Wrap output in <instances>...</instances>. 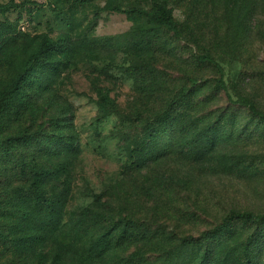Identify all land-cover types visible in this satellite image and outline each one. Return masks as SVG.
I'll return each instance as SVG.
<instances>
[{
	"label": "rangeland",
	"instance_id": "1",
	"mask_svg": "<svg viewBox=\"0 0 264 264\" xmlns=\"http://www.w3.org/2000/svg\"><path fill=\"white\" fill-rule=\"evenodd\" d=\"M156 3L171 10L178 35L148 22L142 11ZM143 36L153 42L142 50ZM44 38L62 53L33 76L30 102L5 132L42 141L35 156L59 174L45 196L67 197L62 223L99 195L88 222L140 221L152 233L139 244L145 264H163L162 252L229 212L264 213V121L246 106L264 112V0H0V86ZM100 94L113 105L103 118ZM15 167L0 164L4 202L17 197ZM251 233L264 264V228L248 225L237 240Z\"/></svg>",
	"mask_w": 264,
	"mask_h": 264
},
{
	"label": "trees",
	"instance_id": "2",
	"mask_svg": "<svg viewBox=\"0 0 264 264\" xmlns=\"http://www.w3.org/2000/svg\"><path fill=\"white\" fill-rule=\"evenodd\" d=\"M142 12L150 24L178 35L180 24L165 4L156 3L151 11ZM151 39L150 36L142 37V50L152 44ZM59 53H62V46L58 41L44 38L23 62L16 78L0 86V164L16 165L13 176L21 183L13 187L18 190L17 197H6L8 202L0 197V264H145V251L139 244L149 243L152 237L149 228L144 225L143 228L140 221L120 216L102 218L98 224L89 223L96 206L101 205L99 195H94L95 205L85 207L69 223H62L67 197L59 190L52 197L45 196V185L51 179H58L59 174L43 166L35 156V146L42 141L27 130L9 135L5 132L7 125L26 108L33 76L38 70L54 66L53 56ZM200 59L214 63L207 54ZM218 86L223 87L221 81ZM99 97L103 118L112 112L113 105L106 95ZM246 106L253 116L264 121V112L250 103ZM168 117L170 115L157 121L154 132L165 125ZM206 129L212 136L219 132L215 124L207 125ZM63 138V134L54 137L52 145L60 144ZM29 146L34 149L26 153ZM2 171L0 168V173ZM248 225L264 228V213L229 212L212 230L198 238H184L162 252L163 264H258L260 251L253 235L256 233L245 240H237ZM132 244L136 250L126 255Z\"/></svg>",
	"mask_w": 264,
	"mask_h": 264
}]
</instances>
